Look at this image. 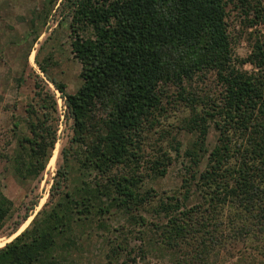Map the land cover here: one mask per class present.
<instances>
[{
    "label": "trees",
    "instance_id": "obj_1",
    "mask_svg": "<svg viewBox=\"0 0 264 264\" xmlns=\"http://www.w3.org/2000/svg\"><path fill=\"white\" fill-rule=\"evenodd\" d=\"M237 3L264 23V0H66L83 82L70 93L47 76L73 120L72 147L62 154L77 162L79 181L60 190L68 165L58 170L51 193L58 196L0 247V264H67L79 248L77 229L106 225L114 210L140 226L133 232L141 242L109 237L110 264H152L153 250L158 264H264V37L248 56L235 53L227 18ZM213 76L215 90L200 86ZM36 85L24 126L14 122L8 159L23 180L43 175L58 140L57 99ZM174 97L189 108L182 130L195 138L183 153L181 191L156 200L155 190H142L139 168L148 135ZM212 125L219 134L209 148ZM173 149L180 153L182 142ZM172 162L162 151L151 171L164 176ZM14 211L0 190V232Z\"/></svg>",
    "mask_w": 264,
    "mask_h": 264
},
{
    "label": "rangeland",
    "instance_id": "obj_2",
    "mask_svg": "<svg viewBox=\"0 0 264 264\" xmlns=\"http://www.w3.org/2000/svg\"><path fill=\"white\" fill-rule=\"evenodd\" d=\"M65 2L66 0H0V190L15 204L13 216L0 232V247L28 227L37 213L50 205L51 198L58 196L54 194L53 197L51 193L55 191L52 186L60 168L67 164L69 170V180L61 185L60 190L70 188L79 181L77 162L71 156L65 162L62 154L64 148L72 147L70 140L73 135V120L67 117V107L61 92L49 80L51 77L64 82L70 93L75 92L83 82L80 77L81 63L72 52V15L68 6L64 5ZM253 14V11L247 14L246 9L238 3L228 7L229 31L235 53L241 57L248 56L255 40L264 37V23L255 22ZM40 64L46 66V73L41 70ZM244 68L252 70L253 66L247 63ZM38 82L55 94L58 103V140L51 158L54 154L56 156L52 165L50 158L39 179L23 180L16 175L8 159L16 146L14 122H20L24 126L28 117L27 108L34 102ZM200 86H204L206 90H215L214 76ZM165 106L166 111L158 115L160 121H157L156 129L152 130L144 144L145 162L139 168L145 178L142 190H155L156 200L181 191L185 164L188 162L183 153L195 138L194 134L182 130L184 117L190 114L189 108L177 101L176 97L170 103H165ZM218 134L212 125L207 140L209 148L217 143ZM177 140L182 142L180 153L173 149ZM165 150L172 154L173 162L164 176L156 177L150 168L151 161ZM70 151H74V148ZM27 213L29 217L22 222L19 230L8 236L16 222L22 220ZM136 213L143 214L148 219L154 218L148 211L139 210ZM133 223L129 214L122 210H114L104 227L85 222L77 229L82 235L79 248L70 252L67 264H110L107 254L112 244L110 240L115 234L120 235V238L127 236L131 245L140 244L139 235L133 232L140 226ZM158 254L152 251V264L161 263Z\"/></svg>",
    "mask_w": 264,
    "mask_h": 264
},
{
    "label": "bare ground",
    "instance_id": "obj_3",
    "mask_svg": "<svg viewBox=\"0 0 264 264\" xmlns=\"http://www.w3.org/2000/svg\"><path fill=\"white\" fill-rule=\"evenodd\" d=\"M56 153V150H55ZM55 156L56 154H54V156H52L51 160H50V165H52L55 162Z\"/></svg>",
    "mask_w": 264,
    "mask_h": 264
}]
</instances>
